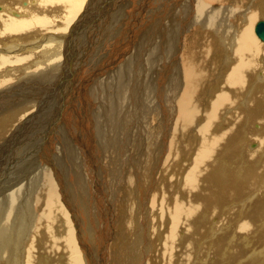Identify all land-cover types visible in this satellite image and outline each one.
I'll return each mask as SVG.
<instances>
[{
    "label": "bare ground",
    "instance_id": "6f19581e",
    "mask_svg": "<svg viewBox=\"0 0 264 264\" xmlns=\"http://www.w3.org/2000/svg\"><path fill=\"white\" fill-rule=\"evenodd\" d=\"M85 1L0 0L2 5L0 6V35L7 37L5 39L0 37V47L3 45L0 49V57L2 56L0 58V97L12 96L15 91L29 87L28 78L23 82L24 79H21L20 74L32 71L33 68H43L39 59L41 54H45L47 60H54L53 58L61 55L63 47H68L70 37L75 34L74 29L67 35L56 33L57 31L69 30L76 18L79 25L86 22L88 15L92 12L93 14L96 12L92 20H98V17L105 15L111 16L119 2V0H106L100 5L94 4L93 0H88L86 3ZM126 1L131 2V0ZM154 3L155 7H153ZM149 4V10L141 11L136 16L143 22V27L147 25L139 46L148 43L149 48L152 49L148 63L152 70L151 88L141 84H139L141 87L138 85L137 87L135 85L137 83L132 85L131 82H121L118 86L119 90L114 94L116 105L109 103L108 98L107 101L105 100L110 106V110L107 111L110 118L107 125L109 128L100 125L98 120L95 135L99 151L97 153H101L102 158H108L106 165L109 162L112 164V167L105 168V171H109L113 182L114 175L118 171L121 172L119 158L126 149L123 148L121 151L126 143L122 141L131 137L127 127H134L133 120H130L129 124L120 125V119L131 114L132 111H139L141 119L139 118V130L136 135L147 137V145L142 144L141 151L137 150L139 152L137 160L135 156L130 162L133 172L127 174L128 176L123 180L127 187L134 182L135 174H140L143 179L154 180L147 195L149 196L152 190L154 201L160 205V220L164 222V226L159 233L166 240L164 252H158V257L165 262L164 264H177L178 261H175L177 250L181 247L175 249L174 241L180 231L185 234V243L195 247L200 233L202 234V230L197 227L198 224L208 225L212 218H216V221L224 218L222 210L233 201V197L240 198L251 187L264 184V173H261L264 171V44L260 42L262 40L255 32L257 22L264 20V0H150ZM16 8H19L18 12ZM113 15H117V12ZM191 23L198 27V36L187 38L186 33L189 31L187 25ZM28 26L40 27V29L30 32L25 37L20 35L18 31ZM40 32H46L45 35L42 34L43 40L32 41L23 47L27 49L43 47V51L24 54L20 49H12L17 45L6 43L9 40L28 41V37ZM165 32L167 40H164ZM168 33H172L175 41L173 48H169ZM223 48L226 50L223 51ZM2 52H16V54L6 56ZM126 52L122 55L128 54V51ZM33 58L34 62H32ZM137 70L133 67L134 73H140ZM52 72L54 74V71H43L45 78L41 75L38 77L39 80H45L51 76ZM32 85L39 87L38 84ZM4 91L8 93L5 94ZM132 97H135V100L132 101ZM23 104L18 109L10 110V113H13L23 108L22 112L25 114L18 119L16 118L18 112L15 113L16 115H9L11 117L5 115V112L2 113L0 138L8 135L10 129L13 132L9 134V140L13 138L25 124L33 121L36 112H39L43 106L39 101L31 107L27 103ZM158 108L163 110L161 115L158 114ZM22 119L24 122L20 124ZM118 125L123 126L120 140L116 130ZM257 126L260 129L258 132L254 131V127ZM23 132L21 131V134ZM28 134L26 132V136ZM166 135L169 136L167 142L163 140L161 151H157L154 139L156 141L160 136ZM255 139L258 141H254ZM92 147L94 148L93 145ZM23 151L26 152V150ZM48 158V161L52 160L51 156ZM53 163L50 168L54 170L59 181L56 163ZM35 165L36 163L30 162L27 170ZM24 168L25 164L21 166V170L13 181H9L5 186L6 188L14 187L22 180H28L27 189H33L30 198H25L19 204V200L26 194L23 187H19L9 192L4 205L0 202V264H44L42 259H45L46 264H66L69 251L71 256L67 264H83L81 254L74 250L76 243L74 230L69 220L70 206L67 208V202L61 200L52 169L43 165L42 171L30 177ZM184 169L186 171L182 177ZM178 174L182 177L183 185L182 188L175 190L171 188V180H175ZM157 176L162 180L170 177L169 183L158 186L160 183L157 181ZM86 192L85 189V199ZM99 195L103 196V194ZM128 204L133 206V201L129 197L121 203V206L128 207ZM247 205L246 203L245 206ZM255 205L256 208L249 215L245 217L246 214H244V221L238 226L246 235L254 231L253 221L258 222L261 219L260 213L264 212V201L258 199ZM203 210L205 212L198 220ZM136 216H138L137 211L133 215L135 221ZM227 227L225 226L229 229ZM132 228L133 226L124 218L123 229L131 230ZM64 229V235H60V230ZM221 231L223 233L219 239L223 236L227 237L228 243L232 244L228 232H225V229ZM255 234H258L257 230ZM25 239L30 242L27 249L24 248ZM8 242H11L9 244L12 246L11 250H9ZM185 243L183 245L186 246ZM203 245L199 243L200 247ZM217 253L219 255V252ZM45 254L46 256H43ZM191 254L193 253L187 250L188 260ZM250 261L255 264H264V255H257Z\"/></svg>",
    "mask_w": 264,
    "mask_h": 264
},
{
    "label": "rangeland",
    "instance_id": "374dc122",
    "mask_svg": "<svg viewBox=\"0 0 264 264\" xmlns=\"http://www.w3.org/2000/svg\"><path fill=\"white\" fill-rule=\"evenodd\" d=\"M86 1L88 2V0ZM104 1L106 0H93V3L101 5ZM149 1L150 0H131V2L128 3L126 0H119L117 8L113 10L114 13L112 12L111 16L105 15L103 17H98V20H92V16L96 15V12L94 14L92 12L88 15V20L80 25L77 21L78 18H76V20L72 22L69 30H60L56 32L67 35V33L69 34L72 29L75 31V34L70 37V44L68 47H63L61 55L53 58L54 60L58 59L56 61L47 60L45 59V54H41L39 59L40 65L43 68H33V72L30 70L20 74V76H22L21 79H24L23 82L27 81L28 78L29 87L15 91L12 96L0 97V117L3 116V112H5V115L7 116H12L18 112L16 113L17 115L15 114L17 119L24 116L25 113L22 112L23 108L20 111L10 113L11 108L18 109L23 103V105L27 103L28 106L31 107L35 104V102L39 101L42 103L41 105H43L41 110L36 112V117L33 119L34 122L32 121L25 124V126L10 139L11 141L9 140V134L13 132L11 129L10 132H8V135L4 138H0V202L4 205L9 192L19 187H23L26 192L25 196L19 200V204L25 198H30L33 189H27L28 180H22L16 186L6 188L8 182L13 181L17 173L21 170L22 165L25 164L24 169L27 170L30 162L36 163L35 166L30 167L27 170V174H29L28 176L32 177L37 172L42 171L43 165L49 166L50 168L51 163L55 162L56 169L60 172L58 173V171H56L60 179L59 181L56 178L54 170L52 168H50V170L52 169L51 172L53 178H56L55 183L58 186L61 200H64L65 203L67 202V208L68 206L71 208L73 207L72 209L69 207L70 211L68 210V212L69 220L74 230L73 233L76 243L74 250L75 252L81 254L83 264L165 263L158 257L159 253L164 252L166 246V240L162 238V235L159 233L164 226V222L160 220V205H158V202L156 203V201H154L152 190L150 195H147L149 187L152 185L154 180L152 178L143 179L140 174H135L134 182L130 185V187H127L123 180L126 176H128L127 174L133 172L131 168L132 165L130 164L133 157L135 158L136 156L135 160H137L138 153L143 148L142 146L147 145V137L144 135H136L139 130V111L134 109L135 111H132L131 114L121 117L120 119V125H125L126 123L129 124L128 122L133 120L132 126L134 127H127V129L129 128L128 132L131 134V137H129V139H125L126 141L124 139L122 141V143H126L125 146L121 148V151L123 148L126 149H124V153L122 152L120 154L121 160L119 158V167L121 172L118 171L114 175L115 177L113 182L111 181L109 171H105V168H111L112 164L109 162L106 165L108 158H102V154L97 153L99 151L97 150V138L95 135V127L98 120L100 125L109 128L107 125L110 122V118L107 111L110 110V106L106 101L108 98L109 103L111 102L112 105H116V98L114 94L119 90L118 86L121 82H131L130 84L132 85L137 83L135 84L136 86H140L139 84H141L151 88L152 70L149 68L148 63L150 62L149 54L152 52V49L149 48L148 43H143L139 46L140 39L144 36L147 25L143 27V22L136 16L137 14H140L141 11L143 12L144 10L150 9ZM155 6L156 5L154 3L153 7ZM18 9L19 8H16L17 12ZM116 12L117 15H113ZM132 16L135 19L132 18ZM104 24L108 26H105ZM187 26H189V31L186 33L187 38H194L198 36V27L196 25L191 23ZM36 29H40V27L28 26L20 29L18 32L21 33L20 35L25 37L27 34ZM132 29L134 30L132 31ZM212 32L213 31H211V33ZM44 33L46 34V32H40L39 34L30 36L27 38L28 41L9 40L6 43L13 46L17 45L12 49H20L24 54L43 51V47H33L31 49H27L23 46L32 41L43 40L44 38L42 37V34ZM171 34L172 33H168L169 48H173L175 42ZM133 35H135L136 38ZM165 36L164 38L166 39L164 40H167L166 32ZM0 37L2 39L7 38L6 35H0ZM127 44L130 45L126 46ZM128 47L130 50H128ZM2 48L3 45H1L0 49ZM124 49L128 51V54L122 55L123 53H127ZM225 50L226 49L223 48V51ZM2 54L12 56L15 55L16 52H2ZM138 58L142 59L139 61ZM34 61L35 59L33 58L32 62ZM133 67H136V70L139 68L138 70L140 73H134ZM43 71H54V74L52 72L51 76L47 77L45 80H39V76H44L42 73ZM136 73L138 74L136 75ZM121 79L122 81H120ZM133 79L136 80L133 81ZM32 84H38L39 87L36 88V86ZM130 90L131 89H129V91ZM4 92L5 94L8 93V91ZM133 100H135V97H132V101ZM104 102H106V104ZM162 112L163 110L158 108V114L161 115ZM22 122H24V119H22L20 124ZM10 124H8V126ZM120 125L116 126L119 140L121 133L123 132V126ZM21 131L24 132L21 134ZM254 131H260L258 126L254 127ZM26 132L30 135L28 134V136H26ZM159 138H157L156 141L154 139L157 151H161L163 140L166 143L169 136H160ZM254 141L258 140L255 139ZM84 142L89 145L86 144L85 146ZM23 150H26V152ZM137 150L139 152H137ZM46 156H51L52 160L50 161L52 162L48 161L47 159L49 158ZM123 163L125 164L123 165ZM94 167L97 169H94ZM185 171L186 169H184L182 177ZM261 173H264V171H261ZM119 174L121 175V178ZM64 176L66 178H64ZM175 177V180H171V188L173 187L177 190L183 185V180L179 174ZM168 179H170V177H168ZM168 179L162 180L161 177L157 176V181L160 183L158 186L168 184ZM98 188L100 189L99 191ZM157 188L158 187H156V189ZM85 189L87 191L86 199ZM96 192L103 194V196L97 194ZM127 197L132 199L133 206L128 204V207L124 206L123 208L121 203L124 202ZM252 197H254V199H251ZM258 199L264 201V184L257 187H251L247 193L240 198L238 196L233 197V201H231L229 205L222 210L224 218H220L219 221H216V218H212L210 224L208 225L206 223L205 225H197L199 230H202V234L200 233V238L197 239L195 247L185 243V234L183 231H180L177 239L174 241L175 249H178L179 246L181 247L177 250V259L175 260L178 261L177 264H255L253 261L251 263L250 260L257 255H264V212L260 213L261 215L259 216L261 219H259L258 222L253 221L252 225H255L253 232L246 235V233H242L240 231L241 229L238 226L242 223V221H244L243 218H245L247 214L249 215L250 212L256 208L255 204ZM246 203L248 204L247 206H245ZM126 207L128 210H125ZM136 211L138 216H136L137 218L135 221L133 215L136 214ZM204 212L205 210H203L201 215L198 217V220ZM244 214H246L245 217ZM124 218H126V221H129V224L133 226L131 230L123 229ZM225 226H228L229 229H226ZM221 229H225V232H228L227 234L229 240L232 239V244L228 243L227 237L223 236L219 239V236L223 233ZM256 230L258 232L257 235L255 234ZM64 233L65 229L60 230L59 232L60 235H64ZM183 243H185L186 246L183 245ZM199 243H203V247H200ZM9 244H11V242H8V245ZM227 245L228 247H226ZM29 246L30 242H27L25 239L24 248L27 249ZM11 249L12 246L9 245V250ZM187 250L190 253H193L191 254L190 260L186 257ZM217 252H219V255ZM192 255L195 257L193 258ZM43 256H46V254ZM70 256L71 252L69 251L66 264ZM41 261L46 264L45 259H42ZM103 261L105 263H102Z\"/></svg>",
    "mask_w": 264,
    "mask_h": 264
},
{
    "label": "water",
    "instance_id": "95a60500",
    "mask_svg": "<svg viewBox=\"0 0 264 264\" xmlns=\"http://www.w3.org/2000/svg\"><path fill=\"white\" fill-rule=\"evenodd\" d=\"M255 32L260 40L264 41V20H259L255 27Z\"/></svg>",
    "mask_w": 264,
    "mask_h": 264
},
{
    "label": "flooded vegetation",
    "instance_id": "af4514ba",
    "mask_svg": "<svg viewBox=\"0 0 264 264\" xmlns=\"http://www.w3.org/2000/svg\"><path fill=\"white\" fill-rule=\"evenodd\" d=\"M262 43V41H260ZM264 44V43H263Z\"/></svg>",
    "mask_w": 264,
    "mask_h": 264
}]
</instances>
